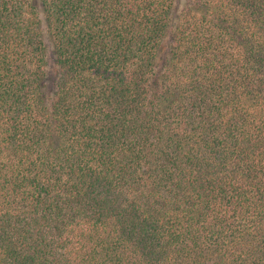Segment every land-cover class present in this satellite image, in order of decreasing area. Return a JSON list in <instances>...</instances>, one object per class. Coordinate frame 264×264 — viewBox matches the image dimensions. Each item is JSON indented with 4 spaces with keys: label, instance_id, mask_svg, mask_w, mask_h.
Instances as JSON below:
<instances>
[{
    "label": "trees",
    "instance_id": "1",
    "mask_svg": "<svg viewBox=\"0 0 264 264\" xmlns=\"http://www.w3.org/2000/svg\"><path fill=\"white\" fill-rule=\"evenodd\" d=\"M0 264H264V0H0Z\"/></svg>",
    "mask_w": 264,
    "mask_h": 264
}]
</instances>
